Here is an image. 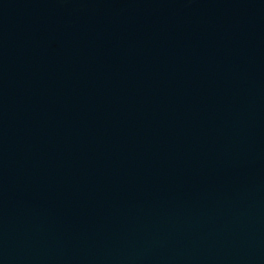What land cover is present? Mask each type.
Wrapping results in <instances>:
<instances>
[{
  "label": "water",
  "instance_id": "95a60500",
  "mask_svg": "<svg viewBox=\"0 0 264 264\" xmlns=\"http://www.w3.org/2000/svg\"><path fill=\"white\" fill-rule=\"evenodd\" d=\"M0 264H264V0H0Z\"/></svg>",
  "mask_w": 264,
  "mask_h": 264
},
{
  "label": "clouds",
  "instance_id": "9594fccd",
  "mask_svg": "<svg viewBox=\"0 0 264 264\" xmlns=\"http://www.w3.org/2000/svg\"><path fill=\"white\" fill-rule=\"evenodd\" d=\"M60 2H61V3H63V2H64V0H60Z\"/></svg>",
  "mask_w": 264,
  "mask_h": 264
}]
</instances>
